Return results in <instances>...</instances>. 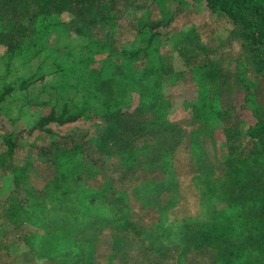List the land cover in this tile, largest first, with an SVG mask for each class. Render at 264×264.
I'll use <instances>...</instances> for the list:
<instances>
[{
    "label": "trees",
    "instance_id": "16d2710c",
    "mask_svg": "<svg viewBox=\"0 0 264 264\" xmlns=\"http://www.w3.org/2000/svg\"><path fill=\"white\" fill-rule=\"evenodd\" d=\"M199 5L236 32L203 43L193 26ZM85 32L86 46L75 44ZM228 38L241 43V59L227 51ZM0 45V234L11 244L12 228L27 242L7 246L13 253L2 252L3 264H131L118 246L136 239H153L142 254L158 264H264V0H0ZM185 75L197 82L193 117L210 112L222 123L224 163L209 138L200 133L194 145L189 128L169 120L186 106ZM207 87L231 97L220 112L208 107L211 97L201 100ZM7 102L22 104L19 118L35 114L29 128L15 132ZM169 132L178 136L164 156ZM36 133L51 141L24 150L21 142ZM159 159L174 169L160 170ZM82 163L100 170L99 184L84 177ZM203 168L222 169V180L198 175ZM221 190L230 212L249 209L242 223L215 209ZM106 208L114 220L100 214ZM86 234L100 235L93 242ZM107 234L114 241L102 244ZM171 234L179 239L164 244Z\"/></svg>",
    "mask_w": 264,
    "mask_h": 264
},
{
    "label": "rangeland",
    "instance_id": "374dc122",
    "mask_svg": "<svg viewBox=\"0 0 264 264\" xmlns=\"http://www.w3.org/2000/svg\"><path fill=\"white\" fill-rule=\"evenodd\" d=\"M192 14H194L193 16V26H198L199 28V32L201 34V38H202V42L203 43H210L212 44L210 41L209 42V38L212 37V36H221L222 37V32L225 33L226 36L229 35V32H236V29L231 26L230 24H228L227 20L222 18V16H217V15H211L210 13H207L204 9L203 6L199 5L197 6L196 8H194ZM125 33H127V30L124 29L123 30ZM166 32V31H165ZM72 33L74 34V32L72 31ZM94 34V32H93ZM128 35V34H126ZM93 36V35H92ZM91 36V37H92ZM90 37V38H91ZM129 38V36H127ZM127 38V39H128ZM89 39V36L87 35V32H85L83 35H74V41H75V44H80V45H84L86 46V43H87V40ZM89 42V40H88ZM125 42V40H124ZM240 42L235 39H231V38H228L225 40V44L224 45H228L229 47H226L227 48V51H231V52H234V54L239 57L240 59L242 58V54H241V50H240ZM222 46V43L220 44ZM5 51H6V48L3 47L2 45H0V58H2L5 54ZM210 58L209 59H212V60H219L222 64V58L220 59V57L218 56H209ZM231 58V57H230ZM226 62V60L224 61ZM175 66H176V69L179 70L181 69V67H184V64L183 62L181 61L179 63V61H175ZM229 68H232L234 69L235 68V61L232 59L231 61V65L228 66ZM183 81V85L181 87H179L180 91L183 92L185 94L188 95V98L185 100L186 103H183V104H186L185 107H182L180 108L179 111L177 112H174L170 117H169V120L170 121H173L175 123H182L183 125H185L187 128H189L190 132L193 133V136H192V139H193V144L195 145L197 140H196V137H198L200 135V133H202L203 136H201V141H202V138H209L212 142V145H213V153L216 152V157H219V160L223 163L225 160L224 159V156H225V151L223 150L222 151V123H220V120L219 119H213V116L211 117V113L210 112H205V113H202V119H197V118H194L193 116V113H198V110H191L190 106L191 105H195L196 104V100H197V93L195 94L194 91H197L198 92V88L196 87L195 88V84L197 82H195V84L193 83L194 81V77L193 75H185L182 79ZM197 85V84H196ZM225 89V88H224ZM203 98H201V100H204L207 99V98H212V100L210 101V104L208 105V107L210 109H212V111L214 112H220L223 107H224V104L228 103V101H231V97L228 98V94H223L222 91L219 92V94H216L215 93V89L213 88H210V87H207V88H203ZM261 99V98H260ZM258 99V100H260ZM234 100V98L232 99ZM243 103V95L240 96V102H238V105L241 106ZM7 105H8V110L6 109H3V112L7 113L13 120L16 121V119H18V121L16 122V125L14 126L15 127V132H19L20 130L24 129L25 127L26 128H29V126H31L32 124V121L33 119L35 118V114L34 116L30 113H27L25 114L23 117H18V115L16 114V111H17V107H19L20 103H10V102H7ZM237 105V106H238ZM196 108H197V104H196ZM1 112H2V109H1ZM245 112V116H244V120H247V121H252V118L250 116V113L247 112L246 110L244 111ZM243 119V118H242ZM241 127H242V131H245V125L243 123L240 124ZM81 127V126H79ZM54 130L57 132V133H68L69 132V128L68 126H57V125H54ZM96 134V135H95ZM168 138L170 137L173 142H175V137L178 136V132L173 134V133H167L165 134ZM165 136V137H166ZM96 138H98L97 136V132L94 131L92 134H91V139L93 140V142H96ZM170 138L166 141L167 143H163L161 146H160V154L162 153L164 156L166 155L167 153V149L168 147L170 148ZM51 137L48 136V135H42V134H35L34 136L32 137H28V138H25L24 141H22V145L24 146V148H27L28 146H31V145H38V146H43L45 144H47L48 142H50L51 140ZM177 140V139H176ZM200 141V142H201ZM216 143V144H215ZM25 150V149H24ZM180 149H178L179 151ZM20 153H25V151H19ZM203 153H205L204 151H202ZM23 156V155H22ZM160 161V164H161V167H160V170L162 171H167V172H171L172 169H174L173 166H169V164L164 167L163 165V160L162 159H159ZM231 161L227 160V165H229L230 167H235L236 168V165L238 164L237 161H234V162H231ZM43 162H39V164H42ZM245 163L247 164H251L250 162V159H248ZM222 164V163H221ZM81 165H83L84 169L82 170L83 172V175L85 178H88L90 175L89 174H92V175H95L94 179H97V178H101V176L99 175L100 170L98 169H95L94 172H88L87 169V164L86 163H82ZM241 167H246L243 163L240 164ZM222 168V167H220ZM98 170V171H97ZM201 173H198L199 174H202V176H215V178H220L222 180V169H220V173L218 175H215V172L211 171L210 169L207 170L205 168H203L201 171ZM158 176V174L156 175ZM91 177V176H90ZM190 178H194L193 176H191ZM93 180V178H92ZM194 181V180H193ZM96 182H100L99 179L96 180ZM176 186H178V184H181V179L179 178H176ZM195 182V181H194ZM172 183H168V182H164V183H161V186L160 187H167L169 185H171ZM3 186V182L0 180V188ZM200 187V185H198ZM201 190H203L204 188H200ZM199 189V190H200ZM128 191L130 194L133 193V191H131L130 189L128 190V188H126V190L124 192ZM211 197V196H209ZM99 199H101V195H97V196H94V198H89L87 199L86 201L88 203H96V201H99ZM89 200H93V201H89ZM230 197L229 195H226V194H223L222 193V190L221 192L217 195L216 197V200L214 202V207L215 209L217 210H220V213L222 215L225 214V212H227L228 214V217H232L233 220H239V223H242L243 220H244V216L246 214V212L249 211V209H243V207H238V205L234 206L235 208H233L234 210L233 211H229V207L227 205V201H230ZM231 202V201H230ZM232 203V202H231ZM114 203H110V202H107L106 203V207H111ZM254 206L256 205L255 203H253ZM132 206V209L137 207V203L133 201V204H131ZM220 206V208H219ZM106 208L104 209L102 212H100V214L104 215V213H106V218L107 219H112L114 220L115 219V214H109V209ZM219 208V209H218ZM106 210V211H105ZM198 213L200 212H203L204 211V207H200L198 210ZM109 214V215H108ZM111 216V217H110ZM230 219V218H229ZM28 221V217L25 216L23 218V222L24 223H27ZM0 222H3V221H0ZM168 226V229L172 232H176V228L174 227V225H167ZM98 229V228H97ZM10 230V231H9ZM1 231V229H0ZM8 234L5 235V238H10L11 240H13L12 242H16L18 243L17 245L19 244H22V247L27 243L23 244L24 243V240H25V237L26 236H22V234H17V232L12 228H8ZM233 231L237 232V234H234L235 236H241L243 235L242 233L244 232V229L240 226H235ZM100 233V232H98ZM179 238H180V234L179 232H177ZM222 234V233H220ZM88 235V239L92 240L93 242L98 240V236L100 234H86ZM1 236L2 234H0V254H1V264H3V256L2 255V252L4 251H12L11 253H13V250H11V247L10 249L8 250L7 246H11L13 245L12 242L10 244V241H8L7 243H4V239H1ZM107 236L110 237V240H103L102 241V244H105V243H110L111 241L113 242L114 239H112V234H107ZM178 237L175 236V234H171L169 236H167L166 238H161V241L168 245L172 242H175L179 239ZM153 240V239H152ZM151 239H147L146 240V244L144 246H142L141 244H138L137 243V239L132 241V242H127V243H122L121 245L118 246V249L125 255H127V257L129 258V261L131 264H158V263H153L152 261H147L149 260L147 258L146 255H143V250H149L151 249L152 245H153V241ZM36 244V241L33 240V243L30 242V245L32 247H34ZM125 244H128V246H125ZM156 244V243H155ZM27 247L25 246L24 250H26ZM19 250H21V247H19ZM22 251V250H21ZM196 251H194V253L190 256H193V257H196ZM25 253V252H24ZM22 253V254H24ZM19 254H21V252L19 251ZM21 257V255H19ZM21 260V258H20ZM17 262H20L19 259L16 260Z\"/></svg>",
    "mask_w": 264,
    "mask_h": 264
}]
</instances>
